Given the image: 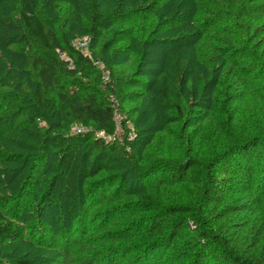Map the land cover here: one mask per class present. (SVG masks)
Returning <instances> with one entry per match:
<instances>
[{
	"label": "trees",
	"instance_id": "trees-1",
	"mask_svg": "<svg viewBox=\"0 0 264 264\" xmlns=\"http://www.w3.org/2000/svg\"><path fill=\"white\" fill-rule=\"evenodd\" d=\"M248 1L0 0V24L15 34L12 43L23 41L31 47L38 77L29 95L32 109L57 136L66 132L69 120L114 136V114L125 116L126 104L137 102L122 126L128 122L139 131L134 137L143 151L158 133L173 136L172 127L179 124L188 104L204 98L200 71L211 78L212 92L202 105L208 111L198 120L194 135L183 138L186 157L162 171L166 183L182 186L191 169L199 170L194 195L183 200L189 201L186 204L168 207L165 216L150 217L144 232L154 241L136 264L152 258L159 262L165 256L172 264H264V206L258 199L264 121L253 123L262 110L244 105L260 92L254 82L259 78H251L255 73L245 60L256 54L251 22L263 15L248 16ZM74 38L90 39L88 55L72 47ZM124 46L128 48L122 53ZM148 49L159 50L156 54L165 60L145 85L132 79L129 67L138 53ZM94 62L106 70V82ZM249 79L251 85L243 88ZM138 86L147 91L140 99L131 91ZM9 141L16 150L38 153L47 143L18 130ZM92 149L87 142L59 145L67 174L63 195L73 196L67 203L71 219L77 209L75 196L83 194L79 184L77 189L70 182L74 171L86 182L99 174L117 178L126 168L110 152L106 159L92 158ZM30 158L17 153L16 165L6 164L2 177L23 178L30 171ZM163 182L149 183L137 200L152 206L165 201ZM192 216L195 230L187 231V217ZM20 236L10 222L0 223V264H41L17 246Z\"/></svg>",
	"mask_w": 264,
	"mask_h": 264
},
{
	"label": "rangeland",
	"instance_id": "rangeland-1",
	"mask_svg": "<svg viewBox=\"0 0 264 264\" xmlns=\"http://www.w3.org/2000/svg\"><path fill=\"white\" fill-rule=\"evenodd\" d=\"M246 7L248 16L257 12L263 15L251 22L256 54L245 60L255 73L251 78H259L254 82L260 92L252 96L248 105H244L249 109L262 110L253 120L259 125L264 121V0H249ZM14 36L12 31L0 24V223L4 225L10 222L19 229L21 238L15 243L41 264H136L138 256L149 251L154 241L144 232L151 223L150 217L154 215L161 218L167 214L168 207L186 204L189 201L183 200L194 195V188L200 178L199 170L191 169L182 186L166 183L162 171L166 165L179 163L186 157L187 144L183 138L194 135L199 127L198 120L208 111L202 105L208 103L212 92L211 78L200 71L204 92L202 104L198 101L189 103L179 124L172 127L173 136L160 132L151 138V144L143 151L140 144L135 142L134 133L139 131L128 122L125 127L122 126L123 119L133 115L137 102L126 104L125 116L115 113L119 117L118 121L113 119L116 125L114 136L107 137L90 128L72 124V121L69 123L67 118L66 132L57 136L48 130L42 118L35 116L38 112L32 109L35 105L29 100L38 82L34 58L27 43H12ZM79 40H85L89 45V38H74L72 43ZM127 48L122 47V53ZM94 51L97 52V49ZM157 52L160 51L148 49L137 54L129 67L131 74L133 72V80L144 81L146 85L150 75L160 70L165 57ZM164 52L167 54V49ZM61 57L68 60L66 56ZM98 63L106 79V70ZM69 64L73 65L72 62ZM249 80L243 88L247 84L251 85L253 80ZM131 91L138 99L147 95L146 86H138ZM77 95L82 96V93L78 91ZM31 117L35 124L30 122ZM8 128H11V132ZM16 130L28 138H45L47 143L39 150L40 153L16 150L9 141V136ZM72 142L90 143L93 147L92 158L99 156L106 159L105 155L110 152L111 157L121 160L120 163L126 168L117 178L99 174L86 182L73 170L70 182L77 189L79 184L83 194L75 196L77 209L71 219L67 203L72 201L73 196H69L72 192L63 195L67 174L60 163L58 149L61 143L69 145ZM112 146L116 149L112 150ZM17 153L31 156L30 171L23 178L18 174L2 177L1 169L8 167L6 164L16 165ZM259 177L258 199L264 206V167ZM158 181L166 184L161 188L165 201H158V205L152 206L137 200L136 195L146 191L149 183ZM187 220L186 230L194 231L195 217H187ZM166 257L159 262L152 258L145 264H172Z\"/></svg>",
	"mask_w": 264,
	"mask_h": 264
},
{
	"label": "built area",
	"instance_id": "built-area-1",
	"mask_svg": "<svg viewBox=\"0 0 264 264\" xmlns=\"http://www.w3.org/2000/svg\"><path fill=\"white\" fill-rule=\"evenodd\" d=\"M72 47L75 48L76 50H80L82 54L84 55H88V42L87 41H75L72 43ZM94 65L95 66H99V63L98 62H94ZM107 79V78H106ZM106 79L103 78L104 82H106ZM118 115H115L114 114V120L115 121H118Z\"/></svg>",
	"mask_w": 264,
	"mask_h": 264
}]
</instances>
